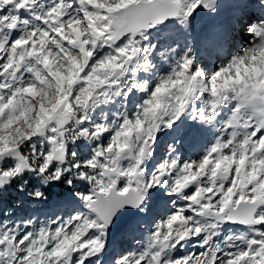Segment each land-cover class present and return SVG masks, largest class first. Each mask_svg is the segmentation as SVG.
<instances>
[{"label":"snow or ice","instance_id":"6c2138e0","mask_svg":"<svg viewBox=\"0 0 264 264\" xmlns=\"http://www.w3.org/2000/svg\"><path fill=\"white\" fill-rule=\"evenodd\" d=\"M0 264H264V0H0Z\"/></svg>","mask_w":264,"mask_h":264}]
</instances>
